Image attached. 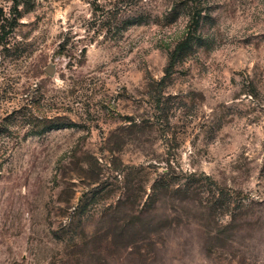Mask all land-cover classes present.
I'll list each match as a JSON object with an SVG mask.
<instances>
[{"label":"rangeland","instance_id":"rangeland-1","mask_svg":"<svg viewBox=\"0 0 264 264\" xmlns=\"http://www.w3.org/2000/svg\"><path fill=\"white\" fill-rule=\"evenodd\" d=\"M0 264H264V0H0Z\"/></svg>","mask_w":264,"mask_h":264},{"label":"trees","instance_id":"trees-1","mask_svg":"<svg viewBox=\"0 0 264 264\" xmlns=\"http://www.w3.org/2000/svg\"><path fill=\"white\" fill-rule=\"evenodd\" d=\"M15 1L17 2L18 0H15ZM65 47H66V44H64L62 46V49H64ZM175 55L176 54H174V57H175ZM65 125L66 124L57 123V122H55V120L54 121L51 120V121L47 122L46 126H44L45 128H44L43 131H51V130H54L55 131V130H58V129H61V128H66L67 126H65ZM168 174H169L168 172L165 173V176L162 179L163 185H161V188L168 187L167 184H164V181L166 180V177L168 176ZM156 184H157L156 185V187H157L159 183H156Z\"/></svg>","mask_w":264,"mask_h":264},{"label":"water","instance_id":"water-1","mask_svg":"<svg viewBox=\"0 0 264 264\" xmlns=\"http://www.w3.org/2000/svg\"><path fill=\"white\" fill-rule=\"evenodd\" d=\"M46 73L49 75V76H51V77H53L54 75H55V66H54V64L53 65H49L47 68H46Z\"/></svg>","mask_w":264,"mask_h":264}]
</instances>
